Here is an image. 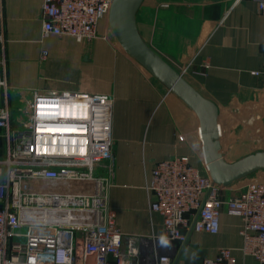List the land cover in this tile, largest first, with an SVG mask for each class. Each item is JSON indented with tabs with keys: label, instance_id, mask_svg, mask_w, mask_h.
I'll return each instance as SVG.
<instances>
[{
	"label": "crops",
	"instance_id": "obj_1",
	"mask_svg": "<svg viewBox=\"0 0 264 264\" xmlns=\"http://www.w3.org/2000/svg\"><path fill=\"white\" fill-rule=\"evenodd\" d=\"M42 3L3 0L6 43L4 53L0 52L5 63L0 73L9 85L11 110L18 103L27 104L34 91L113 96L114 171L109 204L116 212L117 227L123 233L143 236L148 252L154 237L163 232L162 216L148 209L146 184L154 164L187 155L193 165L208 172L201 158L199 118L108 38L103 25L90 42L70 36L42 37ZM136 27L145 44L212 102L219 115L233 108V120L245 123L247 133L241 136L245 140L229 145L221 124L228 118L218 117L225 161L233 163L253 154L236 157L255 142L262 140L264 147V75H252L264 65V16L259 15L255 0H143ZM43 50L47 51L45 58ZM12 117L14 124L13 112ZM242 180L223 189L221 196L233 197ZM241 224L238 215L224 209L219 233H192L180 264H202L224 247L234 250L236 264H261L240 251ZM143 258L149 260L148 255Z\"/></svg>",
	"mask_w": 264,
	"mask_h": 264
},
{
	"label": "built area",
	"instance_id": "obj_2",
	"mask_svg": "<svg viewBox=\"0 0 264 264\" xmlns=\"http://www.w3.org/2000/svg\"><path fill=\"white\" fill-rule=\"evenodd\" d=\"M113 1L43 0L42 37L96 39ZM255 2L264 16V0ZM1 7L2 0V44ZM252 75H264V65ZM9 94L0 76V130L7 133L0 157V264H180L192 233H219L224 209L241 219L240 251L264 264V171L244 178L236 194L224 199L225 188L189 156L155 163L146 184L148 209L162 216L163 232L149 253L143 236L117 227L109 204L113 96L34 91L13 124ZM162 235L169 246L160 244ZM202 264H236L234 250L220 248Z\"/></svg>",
	"mask_w": 264,
	"mask_h": 264
},
{
	"label": "water",
	"instance_id": "obj_3",
	"mask_svg": "<svg viewBox=\"0 0 264 264\" xmlns=\"http://www.w3.org/2000/svg\"><path fill=\"white\" fill-rule=\"evenodd\" d=\"M143 0H114L109 24L121 47L175 93L198 116L204 161L212 181L221 187L264 171V152L250 154L228 163L221 154L218 109L202 97L181 74L145 44L136 27V13Z\"/></svg>",
	"mask_w": 264,
	"mask_h": 264
},
{
	"label": "rangeland",
	"instance_id": "obj_4",
	"mask_svg": "<svg viewBox=\"0 0 264 264\" xmlns=\"http://www.w3.org/2000/svg\"><path fill=\"white\" fill-rule=\"evenodd\" d=\"M1 11H2V16H3L2 22H3V32H4V29H5V17H4V10H3V0H2ZM102 25H103V28H104V32L107 34V37L110 38V39H112L113 42H115L116 45H118V47H120L119 42H118L117 38L115 37V35H114L111 27H110L109 19L108 20L102 19L100 21V23H99L98 29H100V26H102ZM98 36H99V33H98ZM4 43H6L5 42V37H4V42L2 44L0 43L1 44V48H0L1 54H3L4 53V50H5ZM1 57L2 56H0V71L2 70L1 68L4 67V64H5L3 62L4 59L1 58ZM2 72H3V70H2ZM0 76H1V78H3V76H5V75H3V74L0 73ZM11 94H12V97H13L14 94H13L12 91H11ZM1 101L2 100H1V97H0V105L2 104ZM24 106H25V103H18L16 105V107L15 106L12 107V110H13L12 112H13L14 118L17 117V116H19L20 114H22V112H21L20 109L21 108H24ZM225 113L227 115L226 114L219 115V113H218V117L221 116V118H223V119H224V117H227L228 118L227 120L225 119V120H222L221 121V124H222V127H223V135H224L223 137L225 138V140L228 141L229 145L230 144L231 145H234L237 142H241V141L245 140L244 137H241L242 135H244V134L247 133V130L245 128L246 126L244 125L245 123L237 122V121L233 120V108L227 109V111ZM248 133H249V131H248ZM252 133H254V132H251L250 133V136L253 135ZM220 138H222V137L220 136ZM251 140H252V142L253 141L255 142V139L254 138H251ZM6 142H7V133L4 130L3 131L0 130V157L1 158L5 155V145H6ZM261 142H262V140H261ZM261 142L260 141L258 143L255 142V144L253 145V147L251 149H249L246 153L236 155V157L237 158L238 157H242V156L246 155L247 153H252V152L254 153V152H257V151L262 150L264 147L261 145ZM201 158L203 159L204 156H201ZM245 180L243 179L241 181L242 184L244 183Z\"/></svg>",
	"mask_w": 264,
	"mask_h": 264
},
{
	"label": "clouds",
	"instance_id": "obj_5",
	"mask_svg": "<svg viewBox=\"0 0 264 264\" xmlns=\"http://www.w3.org/2000/svg\"><path fill=\"white\" fill-rule=\"evenodd\" d=\"M118 239L119 238L117 237L115 242H118ZM159 239H160V244L162 246H169V241H168V239L165 236L162 235Z\"/></svg>",
	"mask_w": 264,
	"mask_h": 264
}]
</instances>
